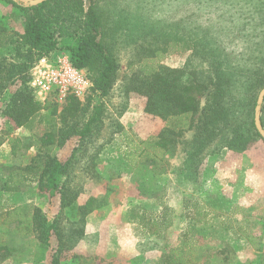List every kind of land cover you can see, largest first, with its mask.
Listing matches in <instances>:
<instances>
[{"label": "rangeland", "instance_id": "1", "mask_svg": "<svg viewBox=\"0 0 264 264\" xmlns=\"http://www.w3.org/2000/svg\"><path fill=\"white\" fill-rule=\"evenodd\" d=\"M83 1L87 8L89 0ZM94 1L103 21L102 41L119 60L120 70L111 95L106 100L107 109L100 123L102 126L99 125L101 135L94 138L92 143V146L95 144L98 146V171L101 177L82 175L78 170L80 165L78 167V163L73 165V170L79 174V185L83 189L78 203L84 204L91 196L101 197L110 193L108 199L113 195L123 198L128 193L132 202L138 204L141 203L137 200L140 198L134 194L142 178L148 175L149 168L131 167L125 161L123 153L128 145L131 148L143 149L139 142L156 136L166 126V122L145 113L143 97L132 94L124 98L120 94V82L130 72L131 63L140 61L144 51L149 47H164L162 40H166V37H159L160 40L153 41L156 40L153 38L155 32L169 28L180 29L188 34L196 49L144 60L140 64L184 68L196 72L205 83L233 72L234 76L241 80L234 83L236 86L231 88L232 94L239 104L243 103L245 101L243 82L246 78L244 75L252 77L255 73L252 78L264 77V0ZM8 6L13 8L10 4ZM15 12L12 13V19L3 21V24L22 32L24 17ZM224 57L229 58L228 62L224 61ZM19 87L20 84L10 86L0 100V134L9 130L12 136L20 138L23 142L16 156L11 155L9 145L0 150V170L6 175H9L12 169L30 164L32 158H37L35 148H28V145L33 142L32 136L42 137L51 126L48 120L37 118L28 128L16 130L12 128L6 109ZM247 117L246 114H242L236 118V122L238 124L242 122L245 126ZM262 117L264 118L263 107ZM251 119L250 116L249 121ZM262 127L264 128L263 123ZM242 128L248 134L247 127ZM119 130L122 132L117 133ZM250 132L252 135H246L245 141L255 169H249L251 160L242 157L245 151L239 152L236 159V165L239 166L235 169L228 168L227 164L231 165L232 162L226 163L227 170L225 174L222 173L226 177L221 179V182L225 181L224 185L222 188L219 184L213 185L212 188V192L225 190L227 194H217V199L204 202L212 210L208 212L205 205H199L200 203L196 205L191 201L189 204L194 225L190 237L196 240L199 236L202 240L201 237L205 236L213 245L208 254L216 252L207 264H264V140L256 134V130ZM225 139L226 136H223L220 142L217 141L208 151L214 152L218 146L227 143ZM174 152V156L173 153H169V158L176 156V151ZM89 153L92 154L90 148ZM52 155L62 162H67L80 160L86 154L79 152V142L77 137L73 136L66 145L55 148ZM109 160L114 162L113 167L109 166ZM121 167L122 176L112 178ZM164 176L165 174L158 176V179H163ZM15 179L17 184L11 189L0 190V193H3L0 195L3 196L0 198V254L6 255L0 264H165L161 256L163 250L159 244L157 248L152 246L151 243L155 241L153 239H149L153 241L150 244L145 243L139 249V256L134 255L133 245L131 251L126 254H121L119 247L114 249L94 247L93 251L83 250L79 247L82 239L77 242L76 235L72 234L73 227H76V212L70 211L68 216L62 213L59 222L66 240L64 245L71 249L59 254L60 232L54 233L50 244L47 245L38 234H27L25 225H20L21 222L30 220L36 209L46 214L49 219H57L61 213L60 195L50 197L49 193L39 189L38 182L31 180L30 183L21 182V176H16ZM172 181L173 179L167 178L165 182ZM227 182L234 183L235 187L231 184V187H228ZM2 185L3 182H0V188ZM236 188H241V191L234 193ZM240 199H245L242 200L243 205L238 204ZM174 203L179 212H182L181 206L184 208L186 205L180 199ZM15 208L18 210L9 219L14 222L11 223L13 226L10 223L4 224L5 214ZM219 211L226 215L219 216ZM189 226H191L189 219H181L179 228H168L167 240L174 245H182ZM2 247L9 251H4ZM127 247L128 245L125 249ZM200 253L201 249H197L189 258L195 260L196 264H203L204 259H199Z\"/></svg>", "mask_w": 264, "mask_h": 264}, {"label": "trees", "instance_id": "2", "mask_svg": "<svg viewBox=\"0 0 264 264\" xmlns=\"http://www.w3.org/2000/svg\"><path fill=\"white\" fill-rule=\"evenodd\" d=\"M4 1L12 5L18 15L24 17V26L22 33L4 25L0 26V48L5 47L0 56V100L10 86L20 84L6 109L12 128H28L37 118L48 120L51 126L42 137L32 136L33 142L28 145V148H35L37 158H32V162L23 168L12 169L0 190L11 189L17 184L16 176H21L24 181L28 178L38 182L39 189L49 193L50 197L60 195L61 213L57 219H49L46 214L36 209L30 220L21 222L20 226L25 225L27 234H38L47 245L50 244L51 236L60 232L59 254H62L71 249L64 245L66 240L59 222L62 213L68 216V211L76 212V227H73L72 234L76 235L78 242L84 235L86 216L109 202L107 194L101 197L91 196L84 204L78 203L83 189L79 185V174L77 171L75 173L73 165H80L78 170L82 175L101 177L98 171V146H92V143L94 138L101 135L99 125L102 126L100 123L107 109L106 100L116 84L120 64L115 54L102 41L103 21L96 1L89 0L87 8L83 0H49L37 6H25L14 0ZM163 36L166 37V40H162L164 47L147 48L140 61L131 63L130 72L120 82V94L124 98L132 94L143 97L145 113L166 122V126L156 136L139 142L143 149L128 145L123 153L125 161L131 167L149 168L148 175L142 178L137 191L148 192L159 198L164 197L167 192V185L159 182L157 178L171 169L170 160L173 157L169 158V153L176 151L177 155L180 151L184 158L183 166H191V171L187 168L183 177V182L190 183L194 181L193 175L203 153L216 145L217 141L220 142L223 136H226L227 143L218 146L214 152L224 147L237 152L248 150L246 135H252L250 131L256 130L260 137L254 118L257 98L264 88V77L252 78L255 73L252 77L244 75L245 101L239 104L233 97L231 88L241 79L238 80L233 72L218 76V79L208 84L196 72L184 68L140 64L144 60L196 49L188 34L180 29L169 28L155 32L153 38L156 40L153 41H158ZM59 52L68 53L73 65L86 72L92 88L84 99L71 95L62 105L54 100L42 103L31 87V70L40 58ZM228 59L224 57L225 62ZM242 114L248 116L245 126L242 122H236V118ZM250 116L252 119L249 121ZM261 120L264 125V118ZM242 127H247L248 134ZM192 130L194 133L188 135ZM120 132L122 130L117 131ZM73 136L77 137L79 152H84L85 157L62 162L52 155L55 148L63 147ZM6 142L11 148V155L16 156L22 140L6 130L0 135V147ZM89 148L92 154L89 153ZM121 171L122 167L118 168L116 176L113 175L112 178H120L123 174ZM191 201H184L185 209L189 208ZM156 207H147L149 211L143 214L141 223L144 228H154L157 231L156 234L151 232V235L156 236L153 238L155 241L151 243L153 240H148L146 244L151 243L155 248L159 244L163 250L162 262L196 264L189 256L193 251L201 249L199 259H204L203 264H207L216 252L208 254L213 245L205 236L201 237L202 240L199 236L196 240L190 237L191 228L194 227L191 217L193 213L187 218L191 226L184 235L186 239L178 246L168 241L164 234L173 224L170 207L164 205L163 215L160 216L156 213L160 209ZM17 210L18 208L8 211L3 223H12L10 216ZM2 249L9 251L6 247ZM5 258V254H0V261Z\"/></svg>", "mask_w": 264, "mask_h": 264}, {"label": "crops", "instance_id": "3", "mask_svg": "<svg viewBox=\"0 0 264 264\" xmlns=\"http://www.w3.org/2000/svg\"><path fill=\"white\" fill-rule=\"evenodd\" d=\"M6 3L4 0H0V26L4 25L10 29L9 26L3 24V21H7L9 18H11L12 13L15 12V10H13L14 8H10ZM12 29L20 33L23 32L15 27H13ZM4 51L5 47H1L0 56ZM193 133L194 130L189 131L188 135ZM6 146H8L7 142L0 147V150ZM248 150L242 153V157L251 160V154L248 153ZM107 151H109V149ZM238 157L239 152L228 147H224L213 153H210L208 151L203 153L202 160L198 163L199 165L195 169V174L193 175L194 181L187 183L183 182L184 172L187 168L189 169V171H191V166H183L184 158L179 151V153H177V155L170 160L171 169L165 174L163 179L157 178L159 182L167 185V192L164 197L159 198L158 196L151 193L136 190V193L134 195H137L140 198V200H137L141 202L137 204L136 202H132V198L128 193L125 194L123 198H117L113 195L109 199V202L103 208L96 209L86 216L84 235L82 236V240L79 243V247L83 248V250L91 251L94 250V247H105L107 249H114L115 247H119L120 253L126 254L131 251L130 248H132L133 245L134 255L139 256V249H141L144 243H146L149 239H153L154 237H156L151 235V232L153 234L157 233L154 228H150L149 230L148 228H144L143 224L141 223L143 214L149 211L147 207L157 206L156 208H159L160 210H157L156 213H158L160 216L163 215L162 211L164 205L166 207L169 206L171 212L173 213V224L170 227L171 229L179 228L181 226V219L186 220L192 211L190 207L185 209L181 206L182 212H179L177 206L174 203L176 200L178 201L180 199L182 202H184L186 199H190L196 205H198V203H200L199 205H205L204 207H206L208 209V212H210L212 209L207 206V204H204V202L217 199V194H227L225 190H221L218 193L212 192V188L213 185L218 184L222 188V185H224L225 181H223V183L221 182V179H223L222 177H226L223 175L227 170V168L225 167L226 163L232 162L231 165L227 164L228 168L232 167L233 169H235V167L239 166L236 165V159ZM114 165V162L111 160L109 166L113 167ZM249 169H255V165L253 164L252 160ZM0 172V179L4 183L7 181L8 175H6L2 170H0ZM166 175H168L169 177H167ZM167 178H171L173 179V181L171 183L165 182ZM20 181L25 182L24 180ZM27 183H30L28 178ZM230 184L235 187L234 183H228V187H231ZM247 190L249 189L247 188ZM239 191H241V188H236L234 190V193H237ZM0 195H3V193H0ZM2 197L3 196H0V198ZM242 200L245 199H240V202H238L239 205H243ZM218 215L225 216L226 214H224V212L222 211H219ZM12 224H14V222H12ZM166 232L164 233L165 235ZM127 245L128 247L127 249H125ZM136 261H138V259H136Z\"/></svg>", "mask_w": 264, "mask_h": 264}, {"label": "built area", "instance_id": "4", "mask_svg": "<svg viewBox=\"0 0 264 264\" xmlns=\"http://www.w3.org/2000/svg\"><path fill=\"white\" fill-rule=\"evenodd\" d=\"M30 84L40 102L60 105L71 95L84 99L92 88L86 72L75 67L66 52L40 58L31 70Z\"/></svg>", "mask_w": 264, "mask_h": 264}, {"label": "water", "instance_id": "5", "mask_svg": "<svg viewBox=\"0 0 264 264\" xmlns=\"http://www.w3.org/2000/svg\"><path fill=\"white\" fill-rule=\"evenodd\" d=\"M25 6H37L49 0H14ZM264 104V88L260 91L255 108V125L260 137L264 140V128L261 121V110Z\"/></svg>", "mask_w": 264, "mask_h": 264}]
</instances>
